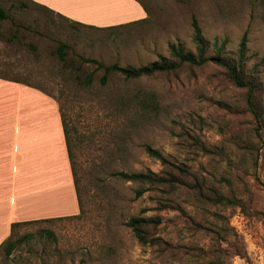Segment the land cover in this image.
I'll return each instance as SVG.
<instances>
[{"label": "rangeland", "instance_id": "374dc122", "mask_svg": "<svg viewBox=\"0 0 264 264\" xmlns=\"http://www.w3.org/2000/svg\"><path fill=\"white\" fill-rule=\"evenodd\" d=\"M143 2L145 23L99 31L69 25L24 0H0L7 15L0 21V77L56 101L81 203L75 216L14 228L11 239L25 240L8 258L0 249V264H264V0ZM132 4L103 13L109 22L122 21L141 10ZM193 19L209 44H225L228 58L245 37L261 131L248 111L246 91L212 64L138 80L110 73L101 84L98 63L139 68L168 58L170 45L194 51ZM62 44L63 62L56 53ZM145 95L154 98V106L138 105ZM146 147L185 166L187 185L168 194L145 186L137 198L140 185L111 176L161 171ZM196 182L234 205L201 203L190 189ZM134 217L161 221L148 227L152 241L146 245L125 226ZM193 223L228 235L215 242ZM42 230L52 238L40 237Z\"/></svg>", "mask_w": 264, "mask_h": 264}, {"label": "crops", "instance_id": "0c3cea01", "mask_svg": "<svg viewBox=\"0 0 264 264\" xmlns=\"http://www.w3.org/2000/svg\"><path fill=\"white\" fill-rule=\"evenodd\" d=\"M29 1L95 28L146 18L134 0L141 10L113 22L103 12L121 4L133 8L132 0ZM78 213L56 101L24 83L0 77V246L10 236L12 224L56 220Z\"/></svg>", "mask_w": 264, "mask_h": 264}, {"label": "trees", "instance_id": "16d2710c", "mask_svg": "<svg viewBox=\"0 0 264 264\" xmlns=\"http://www.w3.org/2000/svg\"><path fill=\"white\" fill-rule=\"evenodd\" d=\"M28 4L32 5L33 7H36L37 9L42 10L43 12L48 13L49 15L56 16L63 20L65 23L72 25V26H78V27H85L88 29H94L99 31H116L121 28L145 23L148 20V10L146 9L143 0H134L136 1L145 11L146 18L137 22L119 25V26H113L108 28H95L91 26H85L73 21H70L50 10L47 8L33 3L29 0H24ZM21 8H27V5L25 3H20L18 5ZM7 17L4 10L0 7V21L5 20ZM191 43L193 45L194 51H187L185 50L181 45H170L169 50V57L163 58L160 57L157 61L146 65L141 66L139 68H132V67H119L117 65H112L109 67L104 66L101 63L97 64V67L103 70V76L101 78V84L104 85L107 77L110 73H118L120 74L125 80H138L141 78H150L155 75L159 74H171L176 73L183 67H189V68H201L207 64L215 65L219 68H221L224 72V76L226 77L227 81L232 84L237 89H244L246 91V105L248 108V111L250 114L254 117V120L256 122V130L261 131L263 129V122H262V114L260 113L259 108H257L254 104V95L256 93V84H255V70L249 69L246 66V63L249 59L247 55V48H246V40L245 37L242 38L240 44L238 45L236 54L234 58H228L225 56V44L221 43L220 45L214 43L209 44L202 36L201 31L196 23V20L193 19L191 22ZM67 49L66 45H59L56 48V53L61 62L65 59V50ZM89 63V62H88ZM95 63V62H91ZM17 81V80H15ZM91 79L90 77H87L85 80V85H89ZM20 83V81H17ZM25 84V83H24ZM28 85V84H26ZM30 86V85H28ZM32 87V86H30ZM34 88V87H33ZM39 90L38 88H35ZM154 98L150 95L143 96V100L141 102H138V105L141 106V108H146L148 106H154L155 105ZM60 113V111H59ZM60 119L65 139V145H66V151L68 155V160L70 163V168L72 172L73 177V183L74 188L76 192V198L78 203V210L79 213H81V203L79 199L78 189H77V183L74 178V171H73V162H72V153H71V145L68 138V131L65 126L63 117L60 113ZM146 154L159 161L163 169L157 173L152 172L150 170H146L144 172H133V173H127V172H114L111 174L112 177L122 180L125 182H131L134 184L140 185V190H137L135 192L136 197H141L143 193L146 192L143 187L148 186L153 189H156L160 191L161 193H169L175 191V189L178 186H186V178L189 176L188 170L185 166L182 165H175L170 163L168 160H166L157 150H153L149 147L145 148ZM191 190H194L197 196L198 201H200L203 204H207L210 206H229L234 205V200L232 198H229L218 191L214 189H207L204 188L202 184L199 182H196L191 188ZM58 220V219H56ZM54 220H44V221H38V222H26V223H20V224H12L11 231L20 226V225H27L32 223H39V222H52ZM161 224V221L158 218H142V217H134L130 218L127 222H125V226L130 229L133 236L136 238V240L142 244L146 245L152 239L149 238L148 234V227L150 225L156 227ZM193 226L203 230L207 231L209 235L211 236V239L215 242L224 241L225 237L228 235L227 230L220 229V230H211L209 228H204V226H201L200 224L193 223ZM11 236V235H10ZM8 237L0 246V249L3 252V255L5 258H8L15 249L21 245L25 237H22L20 239L12 240L11 237ZM39 236H47L48 238H52V234L49 231L42 230L39 232ZM217 258V256H216Z\"/></svg>", "mask_w": 264, "mask_h": 264}]
</instances>
